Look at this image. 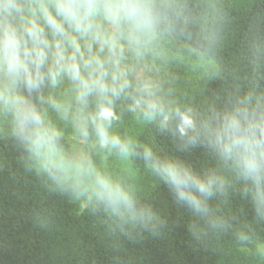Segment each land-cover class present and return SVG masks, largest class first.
Returning <instances> with one entry per match:
<instances>
[{
  "label": "clouds",
  "instance_id": "9594fccd",
  "mask_svg": "<svg viewBox=\"0 0 264 264\" xmlns=\"http://www.w3.org/2000/svg\"><path fill=\"white\" fill-rule=\"evenodd\" d=\"M212 7L193 25L180 0H0V139L50 193L102 212L125 235L165 223L138 195L141 168L209 232L233 228L215 204L236 181L264 221V95L201 107L177 87L180 66L214 74ZM148 127L206 161L134 131ZM233 234L264 264L250 226Z\"/></svg>",
  "mask_w": 264,
  "mask_h": 264
},
{
  "label": "trees",
  "instance_id": "16d2710c",
  "mask_svg": "<svg viewBox=\"0 0 264 264\" xmlns=\"http://www.w3.org/2000/svg\"><path fill=\"white\" fill-rule=\"evenodd\" d=\"M188 6L193 25L210 10L217 41L211 59L214 74L202 77L182 93L185 102L207 107L223 106L237 94L264 95V0H180ZM197 29L193 28L195 32ZM178 42L196 45L186 36ZM187 72V66H180ZM146 140L170 155L201 164L202 150L191 154L176 151L172 139L148 127ZM165 223L156 234L137 231L125 235L113 230L102 212L66 196L50 193L42 182L25 172L18 149L0 139V264H250L233 228L250 226L264 240V221L255 219L254 207L236 181L226 198L216 199L232 223L227 231L212 233L189 211L178 207L166 187L148 177L138 191Z\"/></svg>",
  "mask_w": 264,
  "mask_h": 264
},
{
  "label": "rangeland",
  "instance_id": "374dc122",
  "mask_svg": "<svg viewBox=\"0 0 264 264\" xmlns=\"http://www.w3.org/2000/svg\"><path fill=\"white\" fill-rule=\"evenodd\" d=\"M212 62H213L214 73H215L216 64L214 63L213 60H212ZM185 66H187V65H185ZM176 71H177V75L179 78L177 87L179 89L180 94L186 92V90H188L190 86L195 85L196 82L199 81V79H201L202 77L211 75V74L205 75L203 69H199V68L193 69L189 66H187V72L181 71L180 68H177ZM145 129L146 128H144L143 130L134 129V131L138 132L141 139H146L145 135H144ZM148 177H152V176L144 174L143 169L141 168V172L138 175L137 180H136L138 191H141V188L146 186V182H147ZM79 205L81 207H84V205H81V204H79ZM245 253L250 256L249 258H251L250 264H261V262H258L254 256H252L251 254H249L246 251H245Z\"/></svg>",
  "mask_w": 264,
  "mask_h": 264
}]
</instances>
